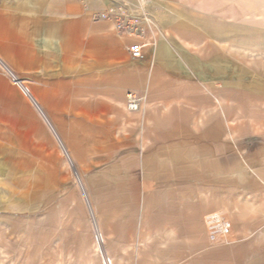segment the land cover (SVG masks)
<instances>
[{
  "label": "crops",
  "instance_id": "0c3cea01",
  "mask_svg": "<svg viewBox=\"0 0 264 264\" xmlns=\"http://www.w3.org/2000/svg\"><path fill=\"white\" fill-rule=\"evenodd\" d=\"M87 1L0 0V39L58 40L71 33L77 51L88 46L90 67L96 71L100 65L99 84L110 88L112 101L123 104L124 90V98L128 90L144 95L135 111L124 99L133 112L127 119L141 125L137 153L124 163L134 172L126 182L135 183L126 192H136L131 196L141 201L122 213L127 217L115 238L118 260L154 264L155 248L162 246L170 248L169 264H193L187 248L194 243L201 245L204 259L259 245V239L246 237L264 226V111L254 112V107L264 108V87L242 89L240 47L226 49L225 31L216 20L215 27L202 26L198 16L182 13L183 7L204 5L201 0H149L153 44L133 58L126 48L131 38L116 33L110 22L91 18L108 0H97L93 7ZM0 64L21 90L23 82L14 80L1 58ZM28 93L23 94L48 122ZM216 209H225L230 218L228 242L222 244H211L203 226V215ZM193 229L199 230V243ZM97 237L103 239L100 233Z\"/></svg>",
  "mask_w": 264,
  "mask_h": 264
},
{
  "label": "rangeland",
  "instance_id": "374dc122",
  "mask_svg": "<svg viewBox=\"0 0 264 264\" xmlns=\"http://www.w3.org/2000/svg\"><path fill=\"white\" fill-rule=\"evenodd\" d=\"M201 2L181 8L182 13L198 16L202 26L215 27V20L223 26L226 49L240 47L242 53V89L261 90L264 0ZM70 35L0 39V58L28 87L59 137L0 64V264H103V255L111 264H133L118 260L115 238L127 217L122 213L140 206L141 200L131 196L136 192H126L135 183L126 182L134 172L124 163L137 153L141 125L127 119L133 112L125 107V90L123 104L112 101L110 88L99 84L100 65L96 71L90 67L88 46L77 51ZM225 170L232 174L231 166ZM226 189H233L232 182L226 180ZM216 210L230 223L225 209ZM198 233L192 230L193 240ZM246 238L259 239V245L237 246L234 253L226 250L206 259L201 245L194 243L187 251L193 264H264V226ZM179 251L182 255L184 248ZM155 257L154 264H169L170 248L157 246Z\"/></svg>",
  "mask_w": 264,
  "mask_h": 264
},
{
  "label": "built area",
  "instance_id": "2783aa9c",
  "mask_svg": "<svg viewBox=\"0 0 264 264\" xmlns=\"http://www.w3.org/2000/svg\"><path fill=\"white\" fill-rule=\"evenodd\" d=\"M149 0H108L106 5L92 12L94 21L105 20L112 24L116 33L132 40L126 48L133 58L141 57L143 50L153 44L148 29L154 20L148 9ZM126 106L129 110H138L144 101V95L134 90L125 93ZM206 237L211 244L228 242L230 223L218 210H211L203 215ZM111 264L109 259H106Z\"/></svg>",
  "mask_w": 264,
  "mask_h": 264
},
{
  "label": "bare ground",
  "instance_id": "6f19581e",
  "mask_svg": "<svg viewBox=\"0 0 264 264\" xmlns=\"http://www.w3.org/2000/svg\"><path fill=\"white\" fill-rule=\"evenodd\" d=\"M10 74H11V76H12V72H11ZM12 77L14 78L15 81H17V82L20 81L19 79L15 78L14 76H12ZM23 84H24V83H23ZM23 84H20V88H21L22 92H23L24 94L29 95L27 87H26L25 85H23Z\"/></svg>",
  "mask_w": 264,
  "mask_h": 264
},
{
  "label": "water",
  "instance_id": "95a60500",
  "mask_svg": "<svg viewBox=\"0 0 264 264\" xmlns=\"http://www.w3.org/2000/svg\"><path fill=\"white\" fill-rule=\"evenodd\" d=\"M41 110V109H40ZM43 114V113H42ZM44 115V114H43ZM58 138V137H57ZM59 142H60V140H59ZM60 144H61V146H62V148H63V150L65 151V149H64V147H63V145H62V143L60 142ZM66 152V151H65ZM66 155H67V152H66ZM68 156V155H67ZM73 170H74V172H75V169L73 168Z\"/></svg>",
  "mask_w": 264,
  "mask_h": 264
}]
</instances>
